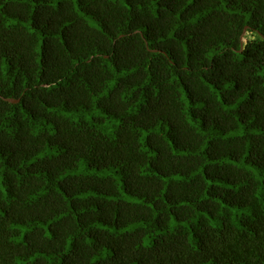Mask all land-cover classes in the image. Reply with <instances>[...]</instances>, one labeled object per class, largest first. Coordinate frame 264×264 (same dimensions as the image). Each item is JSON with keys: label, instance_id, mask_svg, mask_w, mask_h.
<instances>
[{"label": "trees", "instance_id": "16d2710c", "mask_svg": "<svg viewBox=\"0 0 264 264\" xmlns=\"http://www.w3.org/2000/svg\"><path fill=\"white\" fill-rule=\"evenodd\" d=\"M0 264H264V0H0Z\"/></svg>", "mask_w": 264, "mask_h": 264}, {"label": "water", "instance_id": "95a60500", "mask_svg": "<svg viewBox=\"0 0 264 264\" xmlns=\"http://www.w3.org/2000/svg\"><path fill=\"white\" fill-rule=\"evenodd\" d=\"M5 100L8 101V102H11V103L18 102V101H13V100H10V99H5Z\"/></svg>", "mask_w": 264, "mask_h": 264}]
</instances>
